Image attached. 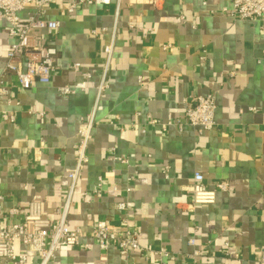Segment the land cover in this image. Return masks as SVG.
<instances>
[{
	"label": "crops",
	"instance_id": "crops-1",
	"mask_svg": "<svg viewBox=\"0 0 264 264\" xmlns=\"http://www.w3.org/2000/svg\"><path fill=\"white\" fill-rule=\"evenodd\" d=\"M72 1L56 0L46 12L60 22L45 38L58 50L52 80L26 89L10 75V93L0 96L3 210L19 207L21 219L29 202L39 201L43 216L58 220L70 190L74 145L94 111L89 162L67 215V225L85 235L77 246L60 247L50 264H264V20L230 16L229 0H163L158 7L124 0L117 19L115 0L69 13ZM34 11L31 5L20 15ZM96 27L107 31L93 35ZM114 27L109 87L95 105ZM12 41L0 15V71ZM75 62L92 77L85 90L63 95L59 86L81 78ZM208 93L217 105L212 130L148 123L177 122ZM195 172L208 187L227 181L228 189L219 190L213 204L192 205ZM119 202L127 208L119 209ZM124 216L141 249H104L91 237L97 220L117 225ZM161 249L175 258L159 257ZM194 250L200 254L193 256Z\"/></svg>",
	"mask_w": 264,
	"mask_h": 264
},
{
	"label": "built area",
	"instance_id": "built-area-1",
	"mask_svg": "<svg viewBox=\"0 0 264 264\" xmlns=\"http://www.w3.org/2000/svg\"><path fill=\"white\" fill-rule=\"evenodd\" d=\"M116 1L115 17L120 14V8L124 0ZM231 7L226 8L228 14L234 18L255 21L264 20V0H229ZM56 0H0V15L7 22V31L13 39L7 51L6 62L0 71V96H8L11 85L6 82L8 76H13L16 82L24 87L31 88L35 83H49L57 72L58 50L54 45L47 44L45 38H51L59 29L60 22L46 18L47 9ZM112 0H74L69 3L67 11L73 13L82 4L109 5ZM158 7L163 0H150ZM34 7V13L23 18L20 14L28 6ZM112 31L110 42L105 45V64L100 74L99 82L96 85L97 105L108 89V72L114 54L115 29ZM107 31L106 27L91 29L93 35H99ZM166 48L168 46H165ZM74 72L80 75V79L72 84H65L58 87L63 95L76 93L87 88L91 73L86 71L82 64L75 62L72 65ZM234 73L231 72L230 75ZM216 96L214 93L198 95L195 101L189 105L184 113L183 119L167 120L159 122L155 119H148L149 124H160L164 130L170 125L178 123L180 129L184 125H190L199 133L210 131L216 126ZM94 111L85 125L80 130V139L75 143L76 161L72 168L67 169L70 178V190L65 205L59 210V218L50 221L42 213V205L39 201L29 202L27 209L21 219L19 207H13L4 211L0 202V264H33L29 260V254L36 257L35 264H50L54 259L57 250L62 246H77L85 235L80 227L70 228L67 225V215L71 194L76 186L82 170L89 162L88 143L93 128ZM4 119L14 121V117L3 115ZM227 181L218 182L213 188L208 187L201 172H195L193 182L190 186L192 193V205L213 204L216 201L219 190H227ZM117 207L125 210V202H119ZM91 237L100 246L108 249L115 246L121 250L141 249L137 230L132 228L126 216L117 225L108 223L106 220H97L91 230ZM190 245H195V239L189 240ZM22 246L20 251L18 246ZM88 248L89 245H86ZM159 257L164 256L174 259L175 256L167 250L155 251ZM199 250H194L192 255L198 256ZM260 259L264 262V247L260 248Z\"/></svg>",
	"mask_w": 264,
	"mask_h": 264
}]
</instances>
